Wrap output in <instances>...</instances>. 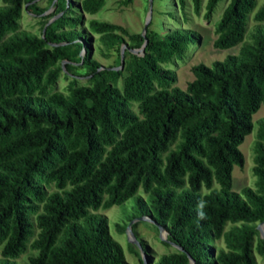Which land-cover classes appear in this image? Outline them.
<instances>
[{"label":"trees","instance_id":"trees-1","mask_svg":"<svg viewBox=\"0 0 264 264\" xmlns=\"http://www.w3.org/2000/svg\"><path fill=\"white\" fill-rule=\"evenodd\" d=\"M35 1L1 0L0 6V264H13L27 250L34 254L22 264H127L97 211L128 200L165 229V243L182 249L152 264H189L188 258L194 264H256L254 239L264 256L256 229L264 221V118L256 121L253 189L233 192L231 173L243 164L238 146L252 131V115L264 108V2L254 10L257 0L228 1L212 46H238L237 53L210 66L193 65L184 90L165 88L174 77L161 65L180 58L198 35L147 31L142 53L124 52L123 71L98 70L86 55L79 69L89 84L71 81L61 94L49 89L61 63L66 72L75 68L70 64L82 43L79 32H56L54 25L74 26L79 19L66 0H57L54 13H67L54 25L42 27L40 36L16 34L23 5L45 11ZM219 1H206L205 18ZM190 2L198 12L200 0ZM101 4L82 0L79 9L93 15ZM87 24L117 53L122 36L131 50L143 44L141 33L93 19ZM118 77L121 88L114 85ZM139 188L145 200L136 196ZM218 240L223 248L214 253L211 244Z\"/></svg>","mask_w":264,"mask_h":264},{"label":"rangeland","instance_id":"rangeland-1","mask_svg":"<svg viewBox=\"0 0 264 264\" xmlns=\"http://www.w3.org/2000/svg\"><path fill=\"white\" fill-rule=\"evenodd\" d=\"M81 1L82 0H66V8L70 10L71 16L78 17L79 19L74 26L54 25L56 19L67 13V10H65V13H54L57 0H53L50 3L48 0H36L34 5H36L38 9H45V11L41 13L35 10H28L25 5L21 8L20 17L17 21L18 27L15 31L16 34L25 33L40 36L44 32L42 27L46 28L49 25H54V31L56 32L70 29L80 33L77 41L82 43V48L76 57L77 60L70 64L75 68L72 69L71 72H66L64 67L66 62L61 63L62 71L59 73L56 82L49 89L50 92L66 94V87L71 81H74L76 86L89 84V77L85 76L84 70L79 69L84 56L87 55L89 60L98 63L100 68H115L120 65L121 47L123 48L122 55L124 52H130V41L125 36H122L124 43L119 46L118 53L116 52L115 45L109 49L103 46L99 40V35L89 29L87 24L88 20L93 19L97 22L110 23L123 28L128 34H137L142 32L149 9L148 0H102V4L97 12L93 15H89L80 11L79 5ZM206 1L207 0H200L199 10L195 12L190 0H183L182 7H179L177 0H151L150 17L145 33L148 31L163 37L175 31H192L198 35V40L188 44L180 58L173 59L171 62L161 65L162 69L171 71L174 77V81L169 82L168 85L165 86L168 90L173 87L184 90L186 84L193 79L190 71L193 65L202 63L206 66H210L212 62L222 60L227 54L237 53L238 46L226 50H218L212 46L216 38L214 32L215 24L219 20L220 14L229 0H220L214 7L209 18H205L204 16ZM263 2L264 0H257L254 10ZM1 5L2 2L0 0V6ZM252 15L253 13L248 16L246 39L249 38V33L254 25L251 20ZM43 23H46L45 26H43ZM48 46H52V44ZM121 71H123V69H121ZM114 85L121 88L122 77H118ZM131 110L136 112L135 104L131 105ZM260 118H264L263 107H260L258 111L252 115V131L244 137L242 143L238 146V150L243 158V164L241 167L233 166L232 168L231 190L233 192L240 193V190L244 187L253 189L255 181V176L252 171L254 155L253 145L257 129L256 121ZM213 188L217 189V185L214 184ZM51 190L52 186L47 189V191ZM136 196H139L142 200L146 198V194L141 188L137 190ZM131 207V200H128L122 207L111 206L97 211L98 214L106 219L107 233L110 238L120 246L123 259L127 264H143L139 249L128 240L126 232L128 225H130L134 238L138 242L143 243L144 247L142 250L145 255L146 264L154 263L161 255L177 251L173 245L165 243L167 233L164 229L160 237L158 225L148 219L144 220L143 218H146V216L141 215ZM122 224H126L125 232L119 233L117 231V225ZM229 227L230 224H226L224 230ZM211 247L212 252L215 253L217 249L223 248L222 241H214ZM252 249L255 263L264 264V256H259L255 250V239L252 241ZM33 254L34 252L27 250L24 254L20 255L19 258L13 260V264H22L26 262L28 256Z\"/></svg>","mask_w":264,"mask_h":264},{"label":"water","instance_id":"water-1","mask_svg":"<svg viewBox=\"0 0 264 264\" xmlns=\"http://www.w3.org/2000/svg\"><path fill=\"white\" fill-rule=\"evenodd\" d=\"M148 4H149V9H148V13H147V18L145 19V22H144V26H143V29H142V32H141V36L143 37V44L141 45V47L137 50L138 52H140V53H142V51H143V48H144V46H145V44H146V42H147V40H146V38H145V31H146V26H147V24H148V22H149V17H150V6H151V0H148ZM136 50H130V53H132V54H137L138 52H137ZM122 53H123V48L121 47V49H120V65H119V67H115V68H109L110 70H113V71H117V70H121L122 69V66H123V55H122ZM104 68H99L98 70H103ZM144 220H146V219H148L149 221H152L150 218H148V217H146V218H143ZM153 222V221H152ZM153 223H155V222H153ZM156 224V223H155ZM157 225V224H156ZM158 229H159V234H160V237H161V233H162V231H163V227L162 226H159L158 225ZM256 229H257V231H258V234H259V238L264 242V221L263 222H261V223H259L257 226H256ZM165 230V229H164ZM126 232H127V237H128V240H129V242L130 243H132L133 245H135L138 249H139V251H140V253H141V255H142V263L143 264H146L145 263V255H144V252H143V250H142V247H141V245H140V243L134 238V236H133V234H132V232H131V229H130V225H128L127 226V228H126ZM166 240V239H165ZM169 244H171V245H173L178 251H182V249L179 247V246H177L176 244H174V243H171V242H169ZM189 259V264H194L193 263V261L190 259V258H188Z\"/></svg>","mask_w":264,"mask_h":264},{"label":"clouds","instance_id":"clouds-1","mask_svg":"<svg viewBox=\"0 0 264 264\" xmlns=\"http://www.w3.org/2000/svg\"><path fill=\"white\" fill-rule=\"evenodd\" d=\"M199 207H200V209H203V207H204L203 203H201V204L199 205ZM199 215H200L201 217H203V215H204L203 211H200Z\"/></svg>","mask_w":264,"mask_h":264}]
</instances>
